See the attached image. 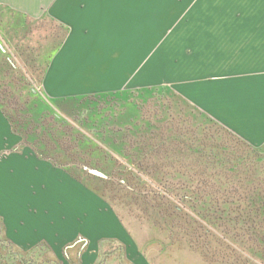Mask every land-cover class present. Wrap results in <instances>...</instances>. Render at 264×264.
<instances>
[{"label": "crops", "instance_id": "1", "mask_svg": "<svg viewBox=\"0 0 264 264\" xmlns=\"http://www.w3.org/2000/svg\"><path fill=\"white\" fill-rule=\"evenodd\" d=\"M0 7L19 28L46 25L41 65L26 62L29 53L15 59L0 42V77L17 81L23 71L30 84L39 75L41 90L31 84L20 97L42 99L61 120L69 121L77 96L169 88L252 146L264 145V0H0ZM85 30L93 31L97 53L86 51ZM9 63L14 73L6 76ZM2 103V239L62 264H94L116 253L149 264L117 211L73 164L21 145L3 108L12 107Z\"/></svg>", "mask_w": 264, "mask_h": 264}, {"label": "trees", "instance_id": "2", "mask_svg": "<svg viewBox=\"0 0 264 264\" xmlns=\"http://www.w3.org/2000/svg\"><path fill=\"white\" fill-rule=\"evenodd\" d=\"M66 31H60L61 38L65 36ZM7 67L6 76L14 73L10 63ZM43 70L38 68L40 75L43 74ZM21 73L22 77L17 81L10 79L11 84L7 85L9 90H6L8 96L1 93L3 89L0 85V101L12 107L3 106L14 130L20 133L28 143L30 134L35 135L36 133L34 126L37 127V131L39 130L38 124L29 118L35 116L34 109L39 107V103L43 100L38 98V103L33 102L34 100L29 97H20L22 94L25 95L31 85L23 74L25 72L21 71ZM172 92L179 101L185 103L197 115L196 123L191 118L189 120L190 124H195L196 127L191 137L186 136L185 133H191L192 130L187 131L178 127L171 129L168 127L167 132H164L162 126L157 125L164 121L163 118L147 119L140 123L138 121L133 125L123 122L119 126L113 125V129L107 127V130L102 132L103 142L110 145L103 149L99 140L85 138L82 131L75 126L74 118L73 123L71 120L65 122L53 115L51 108L46 105L48 109L39 112L38 117L35 118L49 127L53 138L49 140L43 138L45 144L42 142V145L38 144L39 140L29 141V144L35 148H42L40 151H43L44 156L59 164L77 166L75 162L78 161L74 159L75 157L91 156L89 161H84V166L89 165L101 170L109 176V180L112 177L108 169L114 170L115 168V164L108 163L113 159L109 152L117 153L127 161L128 166L122 165V167L128 170L127 179L134 184L143 183L144 177L150 173L158 177L162 169L167 168L166 166L173 165L176 170L182 163L177 162L180 157L182 160L187 157L191 158L192 168L198 175H207L205 170L213 171L211 177L216 185L230 186L232 189L227 190L226 193L224 191L223 194L210 191L205 195H192L189 202L191 204L187 206L181 205L182 199L175 198L172 193L165 190L155 191L151 198L145 195L141 202L151 204L153 226L158 225L159 222L166 223L165 232L173 242L188 244L205 255L206 251L202 249L204 246L199 243L203 238L205 241L208 239V242L214 244L216 248L227 245L242 256L251 255L264 262V174L262 165L258 164L260 160L257 159L264 154V145L252 146L182 95L174 90ZM22 111H27V113L24 114ZM182 120L185 121V119ZM206 124L212 125L215 129L211 130V126L205 127ZM26 127L29 128L26 129ZM99 135H101L100 131ZM231 141L248 149V155L244 156L242 151L234 150L229 143ZM108 150L111 151L108 152ZM148 155L158 156L159 159L151 161L143 158ZM160 155H164V157L161 156L164 159L160 158ZM130 166L132 168H129ZM192 168L191 171H193ZM89 174L91 178L83 177V181L109 202L95 184V182L101 184V182L109 183V181L104 177ZM238 187H245L244 191H239ZM166 201L171 203L172 207L167 206ZM143 209L139 208L144 213L147 209L146 207ZM196 237V243L190 241V238ZM222 264H228V261Z\"/></svg>", "mask_w": 264, "mask_h": 264}, {"label": "rangeland", "instance_id": "3", "mask_svg": "<svg viewBox=\"0 0 264 264\" xmlns=\"http://www.w3.org/2000/svg\"><path fill=\"white\" fill-rule=\"evenodd\" d=\"M7 17H9L7 8L0 7V30H2L0 42L5 45L7 50L10 49L11 54L14 55L15 59L19 58L17 52H21L23 54L29 53L30 57H27L26 62L31 63L32 67L35 65L34 62L41 65V63L45 60L43 57L45 55L43 49L46 38L45 22L39 21L37 31L30 32L31 29L29 28H19L18 24H16L17 22L12 24V22L7 20ZM51 28L52 30L54 29V31L59 29L54 24ZM85 32L87 34L84 39L86 41V51L97 53L91 50L93 47L91 42L93 31L91 30L88 32V30H85L84 33ZM56 40L57 36L54 39V45L56 44ZM6 55L8 56L7 53ZM3 78L4 80L3 82L0 81V85L4 91L1 90V93L8 96V92H6V90H9L7 85L11 84V81L10 78H5L4 76L0 77V79ZM39 78V75H37V78L31 77L30 82L33 88L37 91L41 90L42 84ZM10 88L12 89V87ZM69 102L75 105L76 109L68 112L70 115H66V118L70 117L69 120L71 121L74 118L76 120L75 126L79 128L80 131L84 130L82 131L83 135L90 139L99 140L103 149L104 147H110V145L103 142L102 137L104 135L102 132L106 131L107 127H111L110 129H113V125H121L118 121L128 122L129 125H133L138 121L140 123L141 121L147 119L152 120L154 118H163L164 121L157 123V125H161L164 132H167L168 127H170V129L178 127L186 129L187 131L192 130L193 132L191 133H185L186 136L189 135L188 137H191V134H193L194 130H196L195 124H190L189 121L190 118L194 122L196 121V113L189 109L185 103L179 101V99H177V97L173 94L172 89L169 88L152 87L142 91H130V89H125L124 91L122 90L113 93L82 95L73 98ZM45 109L48 108L43 101L39 103V107L34 109L33 114H35V116L29 118L38 124V131L40 133H38L37 127L34 126L33 129L36 130V133L35 135L30 134L28 140H39V145H42V142L45 144L44 140L53 138V135L50 134L49 127L43 121H38L35 118L38 117L39 112ZM22 113L26 114L27 111H22ZM122 114H126V117L124 116V118H122L124 121L120 120V115ZM56 115L57 114L55 113V116ZM182 119H185V121ZM63 121L65 120L63 119ZM210 126L211 130L215 129L212 125ZM210 126L206 124L205 127ZM28 128L29 127H26V129ZM99 131L101 132V135H99ZM21 143L22 146L27 144L33 148L31 144L25 142V138H22ZM229 143H231L234 150L239 152L242 151L244 156L248 155L247 153L249 150L243 145H236L235 141H231ZM131 145L136 146V144ZM109 151L111 150H108V152ZM109 153L112 155L111 157H113V159L108 163L115 164L114 170H111L110 168L108 169L112 179L109 180V176L103 172L106 175L104 177L105 180H108L109 183L101 182V184H99L95 182V184L108 198L109 202L113 204V208L128 226L135 240L139 244L141 253L145 256L149 264H222L224 261H228V264H264L262 260L251 255L244 254V256H242L238 252L236 253L227 245L216 248L213 246L214 244L208 242V239L205 241V238H201L202 242L199 243L204 246L202 249L203 251H206L205 255L204 253H201L200 250L188 246V244L186 245L173 242L165 232L164 225L166 226V223L164 224L159 222L156 226H153L154 224L151 223V204L147 205L141 202L145 195L148 198H151L155 194V191L165 190L172 193L175 198L179 200L182 199L180 204L187 206L191 204L189 202L192 195H205L210 191H218L219 194H223L224 191L226 193L227 190H231L232 188L230 186L221 187L214 183L211 177V174L213 175V171L205 170L208 174L200 176L193 170V165L191 163L193 161L191 158L187 157V159L182 160V157H180L177 159V162L179 161V163H182L179 164L176 170L173 165H169L166 166L167 168L162 169L163 172L161 171V175L158 177L153 173H150L144 177L145 181L143 183L134 184L130 183L127 179L126 172L128 170H124L122 167V165L128 166L127 161L117 153ZM161 156L164 157V155H160V158L164 159ZM143 158L151 161L159 159L158 156L154 155H148ZM74 159L78 161L75 162L78 167L74 166L81 172V175H83L85 179L91 178L89 170L83 168L85 165L84 161H89L91 156L80 155ZM257 159L260 160V162L258 161V164L262 165L264 174V154ZM254 161L256 162V157ZM87 167L92 168L89 165ZM129 168H132V166ZM191 168L193 171H191ZM152 176L154 178H152ZM159 178H162L163 180ZM233 186L237 187L236 185ZM238 188L239 191H244L245 187ZM166 204L167 206L172 207V204L168 201H166ZM141 207L142 209L143 207H146L147 210L143 213L142 210H139ZM196 239L197 237L192 239L190 238V241L196 243ZM89 255H92L91 251L89 252ZM122 255L120 253L107 255L106 257H102L101 255V257L95 261L94 264H130L125 258L126 254L124 253ZM52 257V253L50 254L41 249H32L27 252L19 251L12 245H9L0 236V264H62L60 261L55 262Z\"/></svg>", "mask_w": 264, "mask_h": 264}, {"label": "water", "instance_id": "4", "mask_svg": "<svg viewBox=\"0 0 264 264\" xmlns=\"http://www.w3.org/2000/svg\"><path fill=\"white\" fill-rule=\"evenodd\" d=\"M1 47L4 49V47L2 45H1ZM89 171L95 175H98V176H102V177L106 176L102 171L95 169V168H90Z\"/></svg>", "mask_w": 264, "mask_h": 264}]
</instances>
